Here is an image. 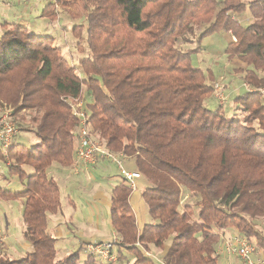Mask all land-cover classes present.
Segmentation results:
<instances>
[{"label":"trees","instance_id":"16d2710c","mask_svg":"<svg viewBox=\"0 0 264 264\" xmlns=\"http://www.w3.org/2000/svg\"><path fill=\"white\" fill-rule=\"evenodd\" d=\"M59 2L63 12L84 18L72 28L89 50L79 61L84 76L52 36L0 26V108L29 112L22 130L34 141L14 142L9 166L0 146V182L16 178L22 187L0 186V200H24L23 238L33 248L21 259L0 252V264H80L82 249L60 256L50 233L49 216L63 210L49 169L73 162L78 120L65 99L81 98L85 88L93 134L142 174V228L122 179L110 197L109 220L124 247L120 262L158 264L136 246L140 241L163 251L166 264H221L219 231L247 238L264 258L257 227L264 219V0H224L221 8L219 0ZM246 14L253 18L248 26L238 20ZM41 16L53 21L58 14L47 4ZM228 33L237 41L224 54L239 64V80L257 91L234 97L230 113L215 101V75L194 64L204 40ZM188 194L196 199L195 217L191 205L181 209ZM81 264L115 263L88 255Z\"/></svg>","mask_w":264,"mask_h":264},{"label":"rangeland","instance_id":"374dc122","mask_svg":"<svg viewBox=\"0 0 264 264\" xmlns=\"http://www.w3.org/2000/svg\"><path fill=\"white\" fill-rule=\"evenodd\" d=\"M46 1L48 2V0H0V26L1 24L7 22V23H16V24H21L23 26H25L24 24L27 23L26 27H28L30 30H35L34 32L38 33L41 36H52L54 38L55 44L57 46H59L62 51H63V55L64 57H66L68 59V61L73 65V67L77 68L78 74L81 76H84L82 69L79 65V61L81 58L83 57H87V55H89V50L87 47V44L85 43L84 40H81L79 38H76L73 35V29L75 27V25L81 24L83 22L84 18L81 19H74L73 17H71L72 15H70L68 13V10L70 8H68V10H65L64 12L61 11L58 14V17L56 20H48L45 17L42 18L43 16H41V13L43 11L44 5L46 3ZM221 5L219 6L220 8L222 7V3L224 0H219ZM245 3H249L251 0H243ZM49 4V2H48ZM25 9L27 11H25ZM63 12V13H62ZM237 19V18H236ZM240 20V23L244 26H248L249 23L251 21H253V18L251 15L246 14L244 15L242 18L238 19ZM249 20V21H247ZM26 22V23H25ZM232 42V36L230 33L228 34H215L213 36H211L210 38H207L206 40H204L203 44H202V49L200 51H198L199 53L194 57V64L200 68H202L205 71L210 70L214 75H215V81H221L222 85L229 86L228 89L225 92L224 89V94H225V100L221 101L218 100L217 98H215V101L217 102V104H220L222 107H224L225 109L227 108V112H232L235 109V105L232 102L233 98L236 97L237 95L240 94L239 89L235 92H233V87L236 86L238 87L239 85L241 86V81L240 79V75H238L236 73L237 68H239V65H233L231 62L229 61L226 57V55L224 54V50L226 49V47L228 46V44ZM81 45V47L83 48V51H80L78 49V47ZM211 47L214 45V47H210V53L205 49L206 47L210 46ZM185 49H193V48H197V45H189V44H185L183 46ZM182 47V48H183ZM206 52V53H205ZM230 68L231 73H229L228 71H226V68ZM229 70V69H228ZM234 71V72H232ZM235 78L236 81H233L232 79ZM232 91V92H230ZM243 93V92H242ZM89 91L88 89H84V95L81 97V99L86 103V106L90 103H92V98L89 97ZM264 99V97H263ZM4 106V105H3ZM8 106V105H7ZM229 108H228V107ZM11 107V106H9ZM213 107V106H212ZM14 115H13V120L16 122L17 126L20 129V135L18 136L17 140H21L22 142L26 143L27 146L31 145L32 140H31V134L24 132L22 130V127H29L30 126V120H29V112H20L19 114H15V109L13 107H11ZM22 130V131H21ZM27 140V141H26ZM77 143V141H76ZM76 149V148H75ZM134 160V159H133ZM124 162V166L127 170H136L137 167L135 164H133L134 162L130 161V159L127 160H123ZM72 166V164H71ZM71 166L66 168L68 173V176L73 177L75 174L73 173ZM109 172L108 175L110 177H112V185L109 186V188L107 189L109 191L108 193V200H110V196L112 194V190L118 186L121 182V177H120V171L117 168L116 164H112L109 163ZM92 167V166H91ZM89 167V168H91ZM96 167V166H95ZM89 168H82L83 169H89ZM3 169V164L2 162H0V170ZM92 169H94V167H92ZM70 172V173H69ZM72 172V173H71ZM51 174V172H50ZM72 174V175H71ZM77 177H80L78 175H75ZM96 176L93 175L90 178H87L88 180H86V182L90 185L87 188H90V190H88L87 196H84L83 199L84 200H89V202L91 203V189L92 191L96 189V187L94 186L97 182L94 180ZM138 191L137 193L140 195L144 189L143 186V181L139 180L138 182ZM80 185V184H79ZM185 194H187L185 192ZM75 199L71 197V201H74ZM6 202V205L9 206V201L10 200H4ZM13 201V200H12ZM24 200L18 199L17 202H12L14 203V210L16 213H18V217L20 221H16L14 223V226L18 228V226L20 224H22V226L25 224L23 223V219H22V213L24 210V204L21 202ZM70 198L68 197V194H64L62 193V210L65 214L69 213V210H73L72 208H70ZM185 205H191L193 208V212H194V216H197V211H198V207L196 205V199H192L189 194L188 195H184L182 198V202H181V209L184 208ZM76 211L78 213H83L84 215L86 213L90 214V209L95 212V209L93 207H90V205L86 204L85 202L81 201L80 203H78V205L76 204ZM99 223L100 225L102 224H109L111 225L110 222V207L107 205H99ZM62 210L60 211L62 213ZM59 215V214H58ZM60 219L63 221L62 216L60 215ZM75 221L73 222V218L70 216L68 217L66 215V217H64V224L61 225V230L63 231V233L66 235L65 239H60L56 236V224L55 222H52L51 225V231L49 230V232L52 234V236L58 238L57 239V243L56 246L57 248L60 250V256H64L65 254L72 252V251H77L79 250L80 247V242L77 240V238L80 239L81 242H83V236L85 235V231L86 228L85 227H80V228H76L75 226ZM96 223V222H95ZM257 227L258 229H260L263 233H264V219H259L257 220ZM6 227L4 225L3 220L0 221V230H4ZM84 234V235H83ZM68 235V236H67ZM86 236V235H85ZM7 238L6 236H0V246L4 243L3 241H5ZM98 242V241H97ZM100 242V241H99ZM68 244H71L72 246L69 247ZM86 244V243H85ZM167 244H170L169 242ZM82 249V248H81ZM1 250V249H0ZM8 250V249H7ZM149 251V250H148ZM152 252L155 251V253L158 255L159 258H161V255H163V251L159 250V249H152L150 250ZM1 252V251H0ZM258 255L262 256V251L260 249L257 250ZM6 254L9 255V257L11 256L9 254L8 251H6ZM88 254L85 252L84 249L81 250L80 253V264L83 263L85 261V259L87 258ZM13 258V257H11ZM15 258V257H14ZM163 259V258H161ZM264 259V258H263ZM99 261V260H98ZM157 263L159 262L158 260H154ZM221 264H228L227 261L225 260H220ZM238 262L235 261L233 264H237ZM115 264H127L126 261H118ZM240 264V263H238Z\"/></svg>","mask_w":264,"mask_h":264},{"label":"built area","instance_id":"2783aa9c","mask_svg":"<svg viewBox=\"0 0 264 264\" xmlns=\"http://www.w3.org/2000/svg\"><path fill=\"white\" fill-rule=\"evenodd\" d=\"M49 4H53L55 11L59 14L62 11V3L59 0H48ZM232 41L236 42V38L232 37ZM250 93L257 92L256 89L244 84ZM259 92L264 97V89ZM214 97L224 101L225 94L221 81L214 83ZM65 101L68 103L71 111L78 120L77 126V143L74 151V157L71 169L75 175H79L82 168L95 167L100 162L116 164L120 171V177L125 185L133 192L138 191V181L142 179L141 172L136 170H127L123 160L128 157L123 154H116L109 150L106 145L95 137L93 129L89 122L90 113L86 103L81 98L67 97ZM14 112L11 107L4 105L0 108V146L4 151L5 160L10 165L9 149L13 143L17 141L20 135V129L13 120ZM220 242L216 249V256L220 260L227 261L232 264L237 261L240 264H264V259L257 254L256 247L247 238L239 235L228 237L225 231H219ZM1 242V241H0ZM121 241L117 234H114L109 240L101 242H88L84 245L85 252L99 261L106 263H116L119 261L118 253L122 247ZM136 246L139 247L144 254L158 260V264H166L164 259L152 251L145 249L140 241Z\"/></svg>","mask_w":264,"mask_h":264},{"label":"crops","instance_id":"0c3cea01","mask_svg":"<svg viewBox=\"0 0 264 264\" xmlns=\"http://www.w3.org/2000/svg\"><path fill=\"white\" fill-rule=\"evenodd\" d=\"M47 4L48 2L46 1L44 8ZM25 11L27 10L25 9ZM24 25L26 26L27 23ZM210 47L211 45L205 48L209 53H210V50H209ZM212 47H214V45ZM231 63L234 66L239 65L236 61H232ZM225 69L226 71L231 73L230 68H228L229 70L227 69V67ZM232 80L236 81L235 78H233ZM241 84L242 85L241 86L239 85L238 87L234 86L233 92H235L236 89L237 90L239 89L240 93H242L243 91H247L244 84L242 82ZM32 142L34 143V141ZM108 164L109 163L107 162L105 163L100 162L97 164L96 167H94V169H92V167L89 169H83L81 173L78 175V176L81 175L80 177H77L75 175L73 177L68 176L67 174L68 172L65 171L67 169L60 167L57 164H55L54 166L51 167V169H49V173L51 172V175L56 179L55 181L58 182L61 193L68 194V197L70 198V202H71L70 208L73 209V210H69V213L67 214L63 212V214L61 215L63 218V221L60 219V215H50L49 216L50 224H52V222H55L56 236L60 239L66 238L65 237L66 235L61 230V225L64 224V217H66V215L68 217L71 216L73 218V222L74 221L76 222L75 223L76 228L85 227L86 236L83 234L84 235L83 240H82L83 242H81L80 239L77 238V240L80 242L79 249L81 248L84 249L85 243L106 241V240H109L114 234H117L113 230L111 225L106 224V223L100 225L99 218H98L99 216L98 206L104 204L110 207L111 205L110 200H108L109 191L107 189L109 188L110 185H112L111 184L112 177L108 175V172H109ZM92 173L94 176H96L94 180L96 179L95 181L97 183L94 185L96 187L95 191L94 190L92 191V189L90 191L91 192L90 198L92 200L90 203L89 200H84L83 197L84 196L88 197L89 193L87 192L88 190H90V188H87V187L90 185L86 182V180H88L87 178H90L92 176ZM0 186L5 189L21 190L22 188L16 178H11L9 181H1ZM71 197L74 198L75 200L71 201ZM17 201L18 200H13V201L10 200L9 206H7L4 200H0V221L3 220L4 225L6 227L4 230H0V236H6L7 238L5 241H3L4 243L0 246V249H1L0 251L2 252V254H5L6 251H8L11 256L15 257V259L16 258L21 259V258H24L27 253L32 252L33 248L28 242H26V239L23 238L24 226H22V224H20L18 228L14 226V223L16 221H20L18 217V213L12 210L14 209V205H13L14 203L12 202H17ZM81 201L90 205V207H93L95 209V212H93L90 209V214L86 213L84 215L83 213H78L75 208H77L76 204L78 205V203H80ZM21 202L23 203V201ZM130 203L137 217L136 219L138 220L139 227L142 228L147 223L148 218H147V207L144 204L141 194L139 195L137 191L136 192L133 191L131 198H130ZM22 216H23V213H22ZM68 245L69 247L72 246L71 244H68Z\"/></svg>","mask_w":264,"mask_h":264}]
</instances>
